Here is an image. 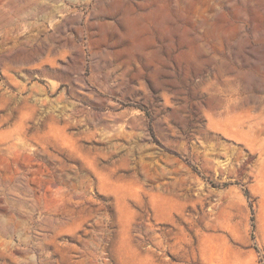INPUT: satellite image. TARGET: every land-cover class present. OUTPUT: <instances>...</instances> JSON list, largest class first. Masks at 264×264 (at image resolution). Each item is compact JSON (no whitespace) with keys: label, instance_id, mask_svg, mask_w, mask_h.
<instances>
[{"label":"rangeland","instance_id":"374dc122","mask_svg":"<svg viewBox=\"0 0 264 264\" xmlns=\"http://www.w3.org/2000/svg\"><path fill=\"white\" fill-rule=\"evenodd\" d=\"M0 264H264V0H0Z\"/></svg>","mask_w":264,"mask_h":264}]
</instances>
